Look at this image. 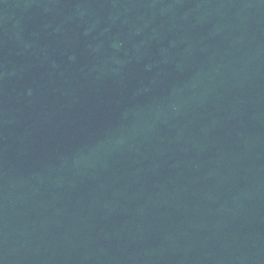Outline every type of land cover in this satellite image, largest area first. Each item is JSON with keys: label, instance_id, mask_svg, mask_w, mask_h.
<instances>
[{"label": "water", "instance_id": "1", "mask_svg": "<svg viewBox=\"0 0 264 264\" xmlns=\"http://www.w3.org/2000/svg\"><path fill=\"white\" fill-rule=\"evenodd\" d=\"M0 264H264V0L0 11Z\"/></svg>", "mask_w": 264, "mask_h": 264}]
</instances>
